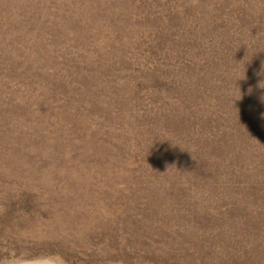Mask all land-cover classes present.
<instances>
[{
    "label": "rangeland",
    "instance_id": "1",
    "mask_svg": "<svg viewBox=\"0 0 264 264\" xmlns=\"http://www.w3.org/2000/svg\"><path fill=\"white\" fill-rule=\"evenodd\" d=\"M0 264H264V0H0Z\"/></svg>",
    "mask_w": 264,
    "mask_h": 264
}]
</instances>
